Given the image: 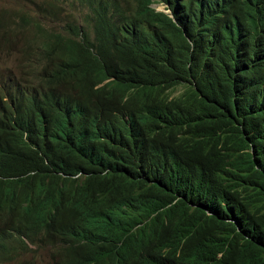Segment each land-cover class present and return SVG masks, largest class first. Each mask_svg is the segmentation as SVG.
<instances>
[{
  "label": "trees",
  "instance_id": "trees-1",
  "mask_svg": "<svg viewBox=\"0 0 264 264\" xmlns=\"http://www.w3.org/2000/svg\"><path fill=\"white\" fill-rule=\"evenodd\" d=\"M0 57V264H264V0H44Z\"/></svg>",
  "mask_w": 264,
  "mask_h": 264
},
{
  "label": "rangeland",
  "instance_id": "rangeland-1",
  "mask_svg": "<svg viewBox=\"0 0 264 264\" xmlns=\"http://www.w3.org/2000/svg\"><path fill=\"white\" fill-rule=\"evenodd\" d=\"M43 1L44 0H0V11L13 10L17 12V11L23 10L25 12H30L31 14L34 15L35 14V4L43 2ZM152 6L156 8V10L158 11H162L163 9H165V6L161 4L154 3ZM64 12H65L64 21H69L71 19L70 11L64 8ZM168 15L172 16L169 10H168ZM55 17L59 18L58 13L54 17H51V20L54 21ZM60 26H62V24ZM13 69H14L13 59L9 60L7 58L0 57V76H3V78H7L8 76L11 75L13 77V74L11 72L13 71ZM17 74L18 72L16 71L15 76H17ZM182 91L183 90L181 87L175 88L174 91H172L171 98L179 96L182 93ZM31 248H34V246H31ZM51 249L52 248L48 246L38 249L33 257V260L38 264H49L52 261V250ZM28 257L29 256L27 257L22 256L24 260L27 259ZM3 264H17V262L13 261V262H6Z\"/></svg>",
  "mask_w": 264,
  "mask_h": 264
},
{
  "label": "clouds",
  "instance_id": "clouds-1",
  "mask_svg": "<svg viewBox=\"0 0 264 264\" xmlns=\"http://www.w3.org/2000/svg\"><path fill=\"white\" fill-rule=\"evenodd\" d=\"M166 9V10H165ZM165 9H163L162 11H159V12H163V13H165V14H167L168 15V8H167V6H165ZM158 11V10H157ZM169 12H171V10H169ZM171 18H173V15L172 16H170ZM31 247V246H30Z\"/></svg>",
  "mask_w": 264,
  "mask_h": 264
},
{
  "label": "bare ground",
  "instance_id": "bare-ground-1",
  "mask_svg": "<svg viewBox=\"0 0 264 264\" xmlns=\"http://www.w3.org/2000/svg\"><path fill=\"white\" fill-rule=\"evenodd\" d=\"M42 3V2H41ZM30 11V10H29ZM36 16V15H35ZM8 68V67H7ZM5 72V71H4ZM3 211V210H2ZM2 216V215H1ZM3 257V256H2ZM5 257V256H4Z\"/></svg>",
  "mask_w": 264,
  "mask_h": 264
}]
</instances>
